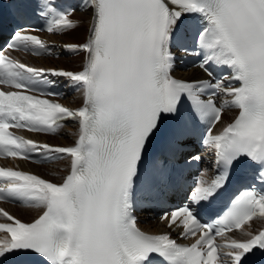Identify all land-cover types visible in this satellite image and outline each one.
Instances as JSON below:
<instances>
[{"label": "snow or ice", "instance_id": "snow-or-ice-1", "mask_svg": "<svg viewBox=\"0 0 264 264\" xmlns=\"http://www.w3.org/2000/svg\"><path fill=\"white\" fill-rule=\"evenodd\" d=\"M12 3L19 18L31 12L46 24L37 29L18 20L7 49L52 55L33 33L80 26L71 18L77 8L61 0ZM79 9L88 17L85 38L63 48L83 54L80 70L32 67L0 50V157L69 161L59 182L0 166V201L39 212L24 222L0 208L7 221L0 223V264H250L264 254V228L252 227L264 224V0H82ZM176 51L197 56L208 78H176ZM213 65L228 75L214 78ZM50 77L78 90L80 106L53 99L59 93ZM185 101L205 124L202 142L214 152L215 174L201 173L189 203L160 217L169 232L150 235L134 215L137 193L155 186L162 165L146 163L150 149L166 122L183 120ZM233 109L238 114L224 124L222 115ZM69 122L77 131L68 146L12 131L55 135ZM181 135L169 134L173 153ZM238 166L253 184L203 222L199 210L224 192Z\"/></svg>", "mask_w": 264, "mask_h": 264}, {"label": "bare ground", "instance_id": "bare-ground-1", "mask_svg": "<svg viewBox=\"0 0 264 264\" xmlns=\"http://www.w3.org/2000/svg\"><path fill=\"white\" fill-rule=\"evenodd\" d=\"M75 22L80 24L74 30H70L67 34H49V33H42L40 36L42 39L52 46V50L57 52L58 54H63L65 57H40V56H32L28 54H21V53H13L19 61L36 68H56V69H65V70H76L80 68L81 59L83 54H73L66 52L63 48L65 43H80L83 42L85 38V32L82 34V26H86L88 24V17L87 14L82 11H77L71 17ZM82 22V23H81ZM189 73V72H187ZM190 73H198L197 69L190 71ZM64 99V102L69 103L70 105L77 106L81 100V94L79 91L74 92L73 94H68ZM224 99V97H221ZM235 110L226 111L222 115V121L224 124L228 123L233 115ZM223 124L218 125L216 128L217 130H221ZM76 126H74L71 122L67 123L66 126L60 130L59 133L55 135H40V134H32L31 137L37 139L40 142H49L53 145H69L73 142L76 136ZM210 154V149L204 151L205 157L206 154ZM204 157L203 164L204 166H208L209 162ZM8 166L22 168L34 173H37L49 180H53L59 182L61 177L65 175L67 171V167L69 165V161L67 159L55 161L49 164L44 165H33L26 163L22 160H15V159H8L2 160ZM6 209L10 211L13 215L18 217L23 221H30L37 216L39 213L37 209L29 208L26 206H16V205H7ZM259 221L252 222V227L254 230H258L261 227ZM146 228L151 231L156 232H163L168 231V227L165 226L164 222L154 221L150 222Z\"/></svg>", "mask_w": 264, "mask_h": 264}, {"label": "rangeland", "instance_id": "rangeland-1", "mask_svg": "<svg viewBox=\"0 0 264 264\" xmlns=\"http://www.w3.org/2000/svg\"><path fill=\"white\" fill-rule=\"evenodd\" d=\"M82 34L85 32L86 26H82Z\"/></svg>", "mask_w": 264, "mask_h": 264}]
</instances>
